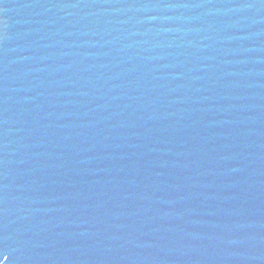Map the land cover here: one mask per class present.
Segmentation results:
<instances>
[{"label":"water","instance_id":"water-1","mask_svg":"<svg viewBox=\"0 0 264 264\" xmlns=\"http://www.w3.org/2000/svg\"><path fill=\"white\" fill-rule=\"evenodd\" d=\"M0 252L264 264V0H0Z\"/></svg>","mask_w":264,"mask_h":264},{"label":"snow or ice","instance_id":"snow-or-ice-1","mask_svg":"<svg viewBox=\"0 0 264 264\" xmlns=\"http://www.w3.org/2000/svg\"><path fill=\"white\" fill-rule=\"evenodd\" d=\"M0 257H3L0 259V264H5V262L9 259L8 255H4L2 252H0Z\"/></svg>","mask_w":264,"mask_h":264}]
</instances>
